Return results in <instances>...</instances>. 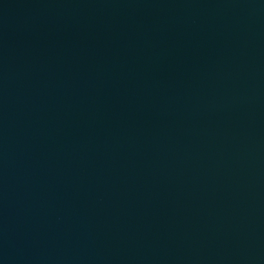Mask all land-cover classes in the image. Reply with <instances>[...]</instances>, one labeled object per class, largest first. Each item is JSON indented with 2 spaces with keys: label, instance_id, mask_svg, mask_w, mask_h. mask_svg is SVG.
<instances>
[{
  "label": "water",
  "instance_id": "water-1",
  "mask_svg": "<svg viewBox=\"0 0 264 264\" xmlns=\"http://www.w3.org/2000/svg\"><path fill=\"white\" fill-rule=\"evenodd\" d=\"M0 264H264V0H0Z\"/></svg>",
  "mask_w": 264,
  "mask_h": 264
}]
</instances>
